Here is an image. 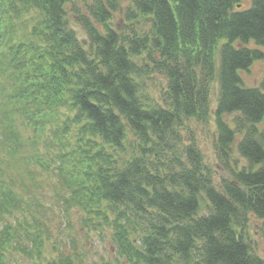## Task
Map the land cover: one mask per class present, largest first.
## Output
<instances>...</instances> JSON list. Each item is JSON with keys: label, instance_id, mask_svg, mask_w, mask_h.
<instances>
[{"label": "trees", "instance_id": "16d2710c", "mask_svg": "<svg viewBox=\"0 0 264 264\" xmlns=\"http://www.w3.org/2000/svg\"><path fill=\"white\" fill-rule=\"evenodd\" d=\"M244 1L0 0V264H77L17 219L33 165L111 228L118 264H264V78L241 73L264 61V0ZM208 120L217 182L190 134Z\"/></svg>", "mask_w": 264, "mask_h": 264}, {"label": "rangeland", "instance_id": "374dc122", "mask_svg": "<svg viewBox=\"0 0 264 264\" xmlns=\"http://www.w3.org/2000/svg\"><path fill=\"white\" fill-rule=\"evenodd\" d=\"M243 4L248 5V0H245ZM75 28L79 37L85 39V33L81 28L79 26H75ZM261 49L264 50V47H261ZM241 73L245 86H257L264 78V61H253L250 70ZM215 86L216 84L213 86L214 92L216 91ZM212 103H214V100ZM191 126L190 134L199 145L204 160L211 165L217 182L221 176H227L229 170L228 168L223 170L218 166L219 162L214 147V126L209 120L208 123L192 121ZM259 126H264V117ZM26 136L33 138L31 130L26 131ZM184 137L187 138L188 133H185ZM43 139L44 137L41 136L37 142H34V144L36 143L35 146H31L32 155H39L43 161L50 164V157L53 153L52 148L45 147ZM236 158L239 159V165L245 163L237 154ZM32 169L36 174L35 184H28L26 187L28 191L21 192L22 197L27 198V204L24 210L16 212V215L21 223L22 218L25 217L32 230L35 226L46 228V234L48 235L46 240L44 238V256L50 258L59 253L70 254L76 258L77 264L120 263L123 258L113 245L111 228L104 223L97 224V220H84L80 216V211H77L76 208L62 209L60 201L64 189L57 182L55 173L43 171L36 165H33ZM14 218L10 217V221L13 222ZM33 218H35V221L32 220ZM35 222H37V225H35ZM260 222V220L254 218L251 220L248 237L255 252L264 258V239L258 229ZM26 255L14 251L8 261L10 264H32L33 260L37 259L35 257L29 258Z\"/></svg>", "mask_w": 264, "mask_h": 264}]
</instances>
